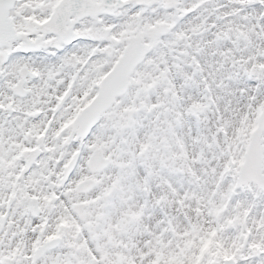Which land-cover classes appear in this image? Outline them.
I'll use <instances>...</instances> for the list:
<instances>
[{
  "label": "snow or ice",
  "instance_id": "6c2138e0",
  "mask_svg": "<svg viewBox=\"0 0 264 264\" xmlns=\"http://www.w3.org/2000/svg\"><path fill=\"white\" fill-rule=\"evenodd\" d=\"M0 264H264V0H0Z\"/></svg>",
  "mask_w": 264,
  "mask_h": 264
}]
</instances>
